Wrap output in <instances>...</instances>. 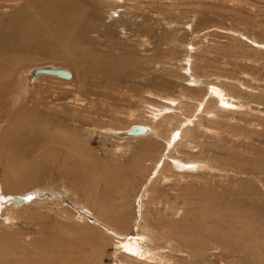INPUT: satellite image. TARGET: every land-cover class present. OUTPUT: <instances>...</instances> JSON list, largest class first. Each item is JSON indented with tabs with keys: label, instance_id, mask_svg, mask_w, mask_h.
<instances>
[{
	"label": "rangeland",
	"instance_id": "obj_1",
	"mask_svg": "<svg viewBox=\"0 0 264 264\" xmlns=\"http://www.w3.org/2000/svg\"><path fill=\"white\" fill-rule=\"evenodd\" d=\"M26 1L0 0V33L9 30L7 24L16 23L19 7ZM74 1L86 4L81 6L87 16L82 22L98 27L88 34L91 39L85 38L76 45L77 55H73L76 51L72 52L62 38H51L52 33L33 41L16 38L13 48L0 42V148L4 151L16 139L29 148L17 168L13 167L25 173L21 178L24 187L15 191L5 186V176L12 170L9 165L7 171L0 173V191L30 190L24 196H30L28 204L19 207H14L12 201L4 204L7 209L3 212L5 216L0 217L2 236L17 235L20 242L19 248L6 254L5 261L34 264L41 253L45 256L42 247L51 237L62 234V238L72 239L84 229L93 228L97 237L102 236L98 243L104 244L103 264H113L115 255H120L117 238L104 234L100 226L86 218L79 219V214L81 209L92 211L118 231H129L134 217L132 194L153 163L141 161L142 170L124 174L122 183L128 191L118 204H123L128 221L119 225L115 221L117 212L111 206L117 202V196L112 201L100 197L107 187L102 182L101 170L107 162L126 164L141 149L140 140L119 138L112 131L150 120V105L163 103L158 95H172L183 101L182 107L179 105L167 113L164 129L170 121L178 124L195 112V102L186 97L201 98L206 88L189 87L179 75L186 45L193 44L194 50L190 51L194 72L208 81L219 79L227 91L239 96L242 106L235 113L225 112L216 108L215 98L211 99L207 111L216 112V116L200 114L194 121L196 125L189 127L192 132L188 131L183 143L173 151L178 158L202 161L206 167L182 173L169 162L164 176H170L172 181L167 184L159 180L149 185L150 199L164 185L169 189L173 186L177 192L181 186L186 199L177 206L179 209L176 207L179 213L175 211L172 216L176 230L168 233L163 226L155 229L149 245L156 254V262L147 264H264V47L257 48L238 34L254 35L264 41V0H131L121 3L129 8L121 16L118 13L126 7L111 13L110 9L117 6L111 2L103 5L96 0ZM83 48L90 52L85 55ZM49 64L74 70L77 75L73 83L39 75L33 82L35 86L32 84L25 91L26 75L32 66ZM94 65L96 68L92 70ZM88 70L109 72L110 76L106 79L101 75L87 76ZM15 96L19 98L17 105L12 101ZM230 113L232 118L226 122ZM29 129L34 131L28 132ZM34 136L39 145L31 144ZM152 138L154 142L149 140L156 146L148 154L150 161H156L165 141ZM72 139L76 143L83 141L85 146L76 148ZM79 160L89 164L90 170L84 166L85 175L79 173ZM65 168L70 173H64ZM41 191L45 192L43 195L59 191L64 201L40 198ZM159 195V200L165 202L166 193ZM159 200L154 198L155 202ZM154 201L150 206L163 205ZM147 212L148 219L155 217L153 211H149L152 217ZM142 227L146 229L145 221ZM188 230L194 235L188 234Z\"/></svg>",
	"mask_w": 264,
	"mask_h": 264
},
{
	"label": "bare ground",
	"instance_id": "obj_2",
	"mask_svg": "<svg viewBox=\"0 0 264 264\" xmlns=\"http://www.w3.org/2000/svg\"><path fill=\"white\" fill-rule=\"evenodd\" d=\"M98 1L103 5L106 2L107 3L111 2L113 4H117V6L116 5L114 6V8L111 6L112 7V9H110L111 13L117 12V9H120L119 7H126V8H121L122 11H120V13H118V16L119 15L121 16V14L123 13L124 10L129 9V8H127V6H124V4H121V3H124V1L126 2V1H131V0H96V2H98ZM3 3H6V2H3ZM7 3H10V1ZM118 4H121V5H118ZM83 5H84V7L86 6V4H84V3L82 5H79L74 0H28L25 2V4H23L19 7L21 9L19 11L20 14L19 15L17 14L18 16L16 15L17 16V20L15 19L16 23L12 22L13 25L11 23H10L11 25L7 24L10 27L7 28L9 30L6 32L2 28L4 32L0 33V42L5 44V45H8V47L13 48V46L17 43L16 38L25 39V40L29 39L30 41H33L42 35H48V34L52 33V35L50 37L51 38L54 37L53 39H55V40L57 38H60V39L62 38L63 41L66 43V45L72 47L71 48L72 52H73V50L76 51L75 53H73V55L75 56V54L77 53V50L75 49V48H77L76 45L80 44L82 42V40L85 38H87V40H88L90 38V37L88 38V34L93 33L95 31H97V29H98V27H96V26L95 27L88 26L87 24H89V23L86 24L85 22L84 23L82 22L83 18L87 17L84 14V8H81V6H83ZM12 17H14V16H12ZM3 21H5V20H3ZM8 21H12V20H8ZM2 27L5 28L6 27L5 24ZM13 31H15V32H13ZM238 34L240 36H242L243 38H246V40L249 41L251 44H253L255 47H257V48L264 47V41L259 40L256 36L252 35L249 37L242 32H239ZM175 40H176V38L173 37L172 41H175ZM20 43L21 42H19V44ZM86 43H88V42H86ZM24 44H26V43H24ZM191 46L193 47V44H191ZM191 46L189 47V44L186 45V48H187L186 55L180 59L179 75H180V73L182 74L181 79H183L186 82V84L189 83V87H192V88L205 87L206 88V92L203 96H201V98H197V97L194 98L192 96L186 97V99L189 100L191 103L195 102V104L197 106L195 109V112H193V114H191L190 116L188 115L185 120H183L182 122H179L178 124L173 125L170 123L171 121L169 120L170 122L166 124V128L164 129L163 128L164 127L163 122L165 120L164 118L169 116V114H167V113H169L170 110H174V109L176 110L177 106H179V105H180L179 107H182L181 106V103H183V101H181L182 98L180 100L178 97H175L172 95H158V97H157V95H153L152 93H150L149 94L150 96H152V95H153L152 97L156 96L157 98H159L163 102V103H159L160 105H158V104H151L150 105L151 106V107H149L150 115H148L150 117V120L145 121V122L144 121L143 122H135V123H132L130 125V127L127 129L126 128L125 129H113V131H112L119 138L136 139L138 141L140 140V149H141L137 153V155H135L126 164H124L122 166H118V165H114L113 164L114 162L113 163L107 162V163H105L104 168L101 170L102 182L107 187L102 192H100V197L103 199H106V198L111 199L113 197V199H114L115 195L117 196L116 197V199L118 198L117 202L114 201V203L111 204V206L117 212L116 213L117 216H115V219H116L115 221H117V223L119 225H121V223L123 224L124 222L128 221L127 220L128 218L125 219V217H128V216H126V214L124 215L125 211L122 208L123 204H118L119 201H122L121 199L123 198L122 196L124 195V193L126 194L128 191L127 190L128 188H126V191L124 190L125 186L122 183L124 174H128L131 172L132 173H138L140 170H142L141 169L142 167L140 165L141 161L143 162L145 160L147 162L149 161L150 162L149 164L153 163V167L149 171L147 177L144 179V181L138 187L137 191H135L134 194H132L134 196V200H133L134 217L132 219V225L130 226L129 231L128 232L125 231L126 233L125 232L122 233V232L118 231L112 225L108 224V222L105 223L104 221H102L92 211L87 212V211H84L81 209L82 212L79 214L80 215L79 219L81 218L84 220L86 218L88 220V222H90L92 224L94 223V224L100 226L103 229L104 234H107L109 236L117 238V241H116L117 244L116 243L115 244H116V246L118 245V247H119L117 249H119L120 255L119 256L115 255V257H114L115 260H114L113 264H147V262L151 263L153 260L156 259V254H155L154 250L152 249V247L150 246L152 244L149 243L151 240L152 241L154 240L152 235H153V233L157 232V231H155V229L156 230L162 229V228H160L161 226H163L164 228H167L168 233L171 230L173 231V230L177 229V224L175 221H173L172 216L175 215V213L177 212V210H176L178 208L177 206H179L182 203H185L184 201L186 199L185 198L186 192H184L185 190L180 191L181 186L178 188L179 192H177L176 189H175V191H176L175 192V191H173V189H174V188H172L173 186L172 187L169 186L172 188V189L170 188L172 190L171 191L167 186L164 185L162 188H158L157 193L152 194L151 199H150L149 185L151 183H153L155 181H159V180H161L167 184H168V182L172 181L170 176H168V175L166 176V174L164 176V171L167 170L166 168H167V164L169 162L171 163V166L173 167V169H175L176 171L182 172V173L183 172L186 173L187 171L192 172V171L196 170V168H198V167H200V168L206 167V163L202 162V161H198V160H194V159L193 160H187L184 158H178L177 156L173 155V151L174 150L176 151V148L177 147L179 148V145L183 143V139H185L184 137H186V134H188V131L190 130L189 127L196 125V123L194 121L196 118L198 119L200 114H203V115L206 114V116H208V115L216 116V114H215L216 112L207 111L208 102L211 99L215 98V100H217V102H216L217 107L216 108L219 107L220 110L224 109V111L225 110H229V111L234 110V113H235V110H238L239 107L242 106V104H240V101H239L240 98L239 99L237 98L238 95L237 96L233 95L229 92V90L227 91L221 85L222 83L220 84L217 81L219 79H216V81H214V82L208 81L205 78H203L202 76H199L198 74H196L194 72V70L191 67L192 60H193V56H192L193 51L192 52L190 51ZM87 47L92 48L91 46H87ZM84 48H83V50H84ZM193 48H191V49H193ZM87 50H86V52H88ZM83 52L86 55L85 50ZM89 52H90V50H89ZM81 55H82V52H81ZM85 55H83V56H85ZM158 66H160V64ZM169 66H171V64ZM32 67L33 68L31 69V71H29L28 74L26 75L27 76L26 84L24 86L25 91H28L29 87L34 85L33 82L36 83V81L40 77L39 75L50 76V78L51 77L57 78L58 80H65L66 82H71V84L73 83L72 80H74V78L77 75V74H75L74 70H72L71 68H69L67 66H63V65H58V64H49V65H44V66L38 65V67H35V66H32ZM167 67H168V64H167ZM91 68H92V70H94L96 68V66L94 65ZM91 68H89V69H91ZM171 68L173 70H175L174 67H171ZM171 68H170V70H172ZM26 70H27V68H26ZM92 70H88L86 72V75L87 76L101 75L100 77H102V78L104 77L105 79L109 78L108 76H110L109 72L100 74L99 73L100 71H96V72L94 71L93 72ZM171 72L174 73V71H171ZM185 73L187 74V76L185 75ZM45 78H47V77H45ZM65 81H63V82H65ZM232 85L233 84H231V86ZM108 87H107V89H108ZM34 88H36V87H34ZM243 88L244 87L242 86V89ZM34 90H36V89H34ZM19 91H21V90H19ZM248 91H251V89ZM18 95H21V94H17V96ZM17 96L13 97V99H12V101H14L13 103L15 105H17L16 101H17V99H19V98H17ZM22 97H23V95H22ZM127 97H129V96H127ZM23 98H25V96ZM133 99H134V97H133ZM7 103H9V102H7ZM18 104H19V100H18ZM12 105L13 104H11V106ZM12 107H14V106H12ZM179 107H178V109H179ZM220 110H218V111H220ZM232 113H233V111H232ZM232 113H230L229 115H231ZM258 113H259V111H258ZM163 114H165V115L162 117ZM261 114H263V113L261 112ZM131 115H134V114L131 113ZM206 116H205V119H207ZM228 118H229L228 121H226L227 119L225 118L226 122H229L231 120L232 115H231V117L228 116ZM202 119L204 120V118H202ZM203 120H202V122H204ZM234 120L236 121V118ZM165 122H166V120H165ZM217 122H218V120H217ZM219 122H222V121H219ZM200 125L203 126V123ZM202 128L204 129V126ZM208 129H209V127H208ZM206 130L207 129H205V131ZM27 131L32 132V131H34V129H29ZM198 131H200V130H198ZM209 131H207V132H209ZM189 132H192V131H189ZM189 134L192 135V133H189ZM152 137H158L161 139L163 138L165 141V147L163 149V152L160 154V157L157 158L156 161H154V160L150 161L149 154H148L156 146L154 143H151V141L149 140V139H152L154 142L155 140ZM189 137L190 136H188V138ZM73 139H75V138H73ZM36 141H37V138L35 137L32 140L31 144H33L35 146L39 145V143H37ZM73 142L76 143V140L75 141L73 140ZM186 142H189V141H186ZM83 146H85L84 142L83 141L80 142L78 140V142L76 143V148L78 147L79 149H82ZM74 147H75V144H74ZM28 149H29L28 146L25 143H22L19 139L10 141L7 148L4 151H2L0 148V173L3 174L5 171H7L9 165L12 166L11 172L5 176V179H6L5 186L8 189L16 191V190H19V188L24 187V185L21 184L22 183L21 178L25 173L23 174L22 172L14 169V168L15 167L17 168L18 161L21 159V157L24 158L27 155L26 153H27ZM120 151H123V149ZM177 152H178V150H177ZM79 162H80V160L78 161V163ZM87 164L88 163H86L85 161L80 162L78 164L79 169H80L79 170L80 174L85 175V171L87 168L90 170V168L88 167L89 164L88 165ZM84 166H87V168H85ZM144 168H146V167H143V169ZM63 172L64 173H70V171L67 168H65L63 170ZM184 178H185V176H184ZM8 189H7V191L4 190L6 193H4L3 190L0 191V206H1L0 217H3V215H4L3 212H4V210L7 209V207H6L7 204L4 205L5 203H9L10 201H12L11 204L14 207L24 206L25 204H28L27 200H29V198H28V196H26V197H24V196L30 190H25L23 192L16 193V192H11ZM162 192L166 193L165 202L160 201L162 198L159 200V197H160L159 193L161 194ZM39 193L40 194H38V195L40 196V198H44V199L47 198V199H52V200L58 199V200H62V202L64 201V196L59 191L58 192L57 191H48V193H46L45 195H43V193H45L44 191H41ZM33 194H35V193H33ZM162 196H163V194H162ZM31 197H33L32 194H31ZM154 198H158L159 202H155ZM35 199H36V197H35ZM111 201H112V199H111ZM153 201L155 203H158V204L163 203V205H161V206L156 205V207H152V206H150V204ZM146 211H148L147 213H149V211H153L154 215L151 212L149 213V215L151 214V215L155 216L156 218L152 217L150 215L153 219H150V218L148 219L146 216L147 214H145ZM177 213H179V212H177ZM166 215L171 216V217H169L167 219L165 217ZM156 219L158 220L157 222H156ZM124 220H127V221H124ZM144 221L146 224V227H145L146 229H144L143 227L141 228V225L143 224ZM124 224H126V223H124ZM164 228H163V230H164ZM142 229H144V230H142ZM89 230H91V232H89ZM189 233L192 234L191 230H188V234ZM173 234L174 233H171L172 237H173ZM164 235L165 236L168 235L167 230L166 231L164 230ZM192 235H194V234H192ZM174 236H175V234H174ZM62 237H63V235L61 234L59 236H53V237H51L50 240H47L46 241L47 245L45 244L44 247H42L43 245L41 246L42 249L45 250V256L40 252L41 256L37 255L39 258L38 259H35L36 257L34 258L35 260H37V261L34 260V262H35L34 264H103V262H102L103 261V259H102V256H103L102 246L104 244L99 245V243H98L99 239H101L102 236L97 237V234L93 231V228L84 229L83 233H80V235L78 237H75V238L71 237L72 239L66 238V237L62 238ZM17 238H18L17 235H14V236L11 235V236H6V237L4 236L3 237L2 233H1V229H0V264H8V261L7 262L5 261L6 254L8 252L13 253L14 250L19 248L20 245L18 246V243H17V242H19V240H18L19 238L18 239ZM251 248H253V247H251ZM37 250L40 251V249H37ZM246 250H248V249H246ZM35 253L37 254L38 252H35ZM157 261H160V259ZM153 262H156V260ZM22 263L25 264L23 261H22ZM30 263H32V262H30ZM162 263H163V260H162ZM27 264H29V263H27Z\"/></svg>",
	"mask_w": 264,
	"mask_h": 264
},
{
	"label": "water",
	"instance_id": "obj_3",
	"mask_svg": "<svg viewBox=\"0 0 264 264\" xmlns=\"http://www.w3.org/2000/svg\"><path fill=\"white\" fill-rule=\"evenodd\" d=\"M28 198H30V197L28 196Z\"/></svg>",
	"mask_w": 264,
	"mask_h": 264
}]
</instances>
